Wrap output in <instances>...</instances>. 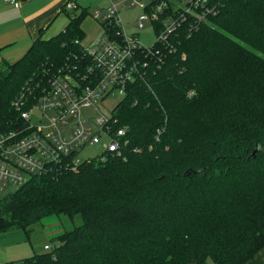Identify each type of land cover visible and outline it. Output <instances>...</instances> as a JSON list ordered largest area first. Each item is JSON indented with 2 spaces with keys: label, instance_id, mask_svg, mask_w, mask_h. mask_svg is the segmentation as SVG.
<instances>
[{
  "label": "trees",
  "instance_id": "16d2710c",
  "mask_svg": "<svg viewBox=\"0 0 264 264\" xmlns=\"http://www.w3.org/2000/svg\"><path fill=\"white\" fill-rule=\"evenodd\" d=\"M215 1L220 14L180 28L173 50L140 53L143 78L112 110L120 154L55 163L0 196V234L31 241L44 217H81L23 264H246L264 248V0ZM88 15L0 64V133L26 125L14 103L25 95L28 106L34 81L91 66Z\"/></svg>",
  "mask_w": 264,
  "mask_h": 264
},
{
  "label": "built area",
  "instance_id": "2783aa9c",
  "mask_svg": "<svg viewBox=\"0 0 264 264\" xmlns=\"http://www.w3.org/2000/svg\"><path fill=\"white\" fill-rule=\"evenodd\" d=\"M108 1L111 5L104 16L96 10L94 17L101 18L100 23L106 22L109 29L105 25V33L95 48L83 44L84 56L92 61L91 66L77 74L62 69L52 77L48 87L34 81L25 91L31 97L28 106L23 107L25 95L14 103L26 125L0 133V195L9 193L11 186L20 187L31 177L49 172L55 163L66 160L77 168L83 161H103L110 154H120L125 128L114 130L112 112L105 111L108 97L117 94L123 98L128 86L143 78L140 70L147 63L140 59V53L145 59L158 54L153 50L159 44L173 50L170 38L180 35V28L185 27L190 35L211 16L220 14L215 0ZM4 2L20 6L19 0ZM78 6L69 1L66 9ZM134 7L140 9L138 28L144 29L149 23L155 30L156 39L149 47L140 42L141 32L126 30L121 13ZM35 108H40L41 119L33 124L30 115ZM93 145H102L104 150L93 158L79 160L85 148ZM52 248L45 246V250Z\"/></svg>",
  "mask_w": 264,
  "mask_h": 264
},
{
  "label": "rangeland",
  "instance_id": "374dc122",
  "mask_svg": "<svg viewBox=\"0 0 264 264\" xmlns=\"http://www.w3.org/2000/svg\"><path fill=\"white\" fill-rule=\"evenodd\" d=\"M116 1V0H115ZM81 5L77 9L68 10L71 11V15L77 14L82 8H88L89 15L86 21L83 23V29L86 32V36L83 40V44L87 47L95 48L97 41L95 39H101L105 31L102 26H100L101 18L96 19L94 13L96 10H100L102 15L106 13L111 5L108 0H79ZM138 13L140 9L134 7L129 12H122L121 15L124 17V24L126 30L129 33L135 31L141 32L140 42L143 45L149 47L152 45L156 39L155 30L148 23L144 29H139L137 26ZM95 41V42H94ZM108 105L105 107V111L111 113L112 110L121 101V96L114 94L108 97ZM28 109V107H27ZM30 121L34 123H40L41 110L40 108H35L31 112ZM104 150L102 145H93L86 147L85 150L79 155V160H85L88 158H93L97 154ZM18 187H9L10 192L14 191ZM9 192V193H10ZM7 195L6 193L0 196ZM82 220L78 215L73 219L68 216L52 214L50 216L44 217L36 225H34L33 231L31 233V241L26 239V235L19 229H12L9 233L0 234V264H23V259L25 257L33 256L36 253L45 251L44 245L48 244L53 247V244H58L57 236L66 232L67 230H72L76 227L81 226Z\"/></svg>",
  "mask_w": 264,
  "mask_h": 264
},
{
  "label": "crops",
  "instance_id": "0c3cea01",
  "mask_svg": "<svg viewBox=\"0 0 264 264\" xmlns=\"http://www.w3.org/2000/svg\"><path fill=\"white\" fill-rule=\"evenodd\" d=\"M69 1L80 5L79 0H19L20 6L15 7L0 0V64L16 62L40 36L59 34L71 19L66 9ZM246 264H264V248Z\"/></svg>",
  "mask_w": 264,
  "mask_h": 264
}]
</instances>
